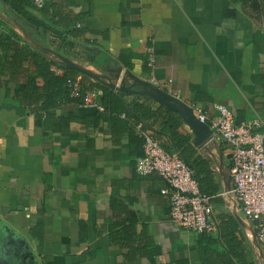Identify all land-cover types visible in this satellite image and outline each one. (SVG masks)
Returning a JSON list of instances; mask_svg holds the SVG:
<instances>
[{
	"label": "crops",
	"instance_id": "0c3cea01",
	"mask_svg": "<svg viewBox=\"0 0 264 264\" xmlns=\"http://www.w3.org/2000/svg\"><path fill=\"white\" fill-rule=\"evenodd\" d=\"M69 1L0 0V37L12 30L18 47L41 53L54 73L67 59L87 84L140 110L175 111L178 130L206 162L199 184L211 195L215 229L174 224L164 180L136 172L135 120L171 147L159 118H127L105 108L101 92L102 109L61 92L38 110L41 100L27 105L15 91L35 73L30 56L8 69L11 54L0 51V264H264V244L221 194L230 185L228 145L197 135L175 109L195 102L217 115L214 103H222L236 121L264 119V0ZM54 10L72 22H58ZM34 81L45 90L42 76Z\"/></svg>",
	"mask_w": 264,
	"mask_h": 264
},
{
	"label": "built area",
	"instance_id": "2783aa9c",
	"mask_svg": "<svg viewBox=\"0 0 264 264\" xmlns=\"http://www.w3.org/2000/svg\"><path fill=\"white\" fill-rule=\"evenodd\" d=\"M41 7L44 0H33ZM147 65L153 67L154 49H146ZM52 70H57L54 65ZM69 95L78 97L85 105L102 106L96 101L97 89H84L78 76L66 79ZM191 114L205 123L210 136L220 137L230 150V185L221 192L229 205L239 210L251 223L254 238L264 244V119L255 114L250 119L236 121L232 111L222 103H214L217 115H211L192 102ZM142 138V155L135 160V170L140 175L157 173L165 182L161 193L169 204L171 221L185 229L211 232L215 229L212 217L211 195L205 193L194 175L195 169L186 163L176 150H167L151 133L137 123Z\"/></svg>",
	"mask_w": 264,
	"mask_h": 264
},
{
	"label": "trees",
	"instance_id": "16d2710c",
	"mask_svg": "<svg viewBox=\"0 0 264 264\" xmlns=\"http://www.w3.org/2000/svg\"><path fill=\"white\" fill-rule=\"evenodd\" d=\"M25 2L26 4L33 3V0H21ZM68 2H72L69 0H66ZM242 2H245V0H241ZM45 3V2H44ZM44 4L42 5V7ZM57 16L58 22L61 23H71L72 21H69L68 19H65V17L61 16L60 13L54 10L53 17ZM74 33L82 34L85 32V29L83 28H77L73 31ZM0 51H2L3 55L5 56L7 53L11 54V63L8 65V69H15L17 68L16 62H20L23 58H26L29 55L33 63L35 64V73L29 74L28 79L25 84L20 85L16 91V93H19L22 95L23 101L27 105H35L39 102V100L42 101V104H40L37 109L43 110L47 108L53 102L56 97L61 93H65L66 98L70 100H74L79 102L81 101L78 97H72L69 95L68 88L66 86V79L70 76H77L80 74L78 71L74 69H70L68 67H61L62 73L56 74L51 69V66L53 65L51 61L47 60L45 56H43L41 53L29 51L26 48H20L17 44V36L12 30H7L6 32L1 34L0 37ZM56 67V66H55ZM36 76H42L45 80V86L44 91L40 92V87H38L35 84V77ZM80 80L84 84V89H97L99 93L102 94V102L105 108H108L110 110H114L117 113H120L121 111L124 112L125 116L127 118H131L134 112H140L139 114L143 117H153L155 119H160V132L162 134H165L169 137L171 141V147H165L167 150H176L178 151L179 156L190 166H192L195 169V175L197 179L200 181L199 173L206 172V162L202 159H197L196 157V149L192 145L190 141V137L186 134H183L178 130V127L180 125L181 119L180 116L171 109H166L164 114H160V112L156 110H152L147 107H143V110L141 109V105L138 103L128 104L124 99H122L118 93L113 92L108 87L94 82L86 83L87 77L86 75L81 74ZM130 106L129 111L128 106ZM36 110V109H35ZM135 116V115H134ZM138 121H134V124H137ZM141 144H142V138ZM143 153V150H142ZM142 153L140 155H142ZM139 155V156H140ZM203 190V189H202ZM204 191V190H203ZM205 193L209 194L207 191H204ZM210 195V194H209ZM233 226V225H232ZM214 243V242H211Z\"/></svg>",
	"mask_w": 264,
	"mask_h": 264
},
{
	"label": "water",
	"instance_id": "95a60500",
	"mask_svg": "<svg viewBox=\"0 0 264 264\" xmlns=\"http://www.w3.org/2000/svg\"><path fill=\"white\" fill-rule=\"evenodd\" d=\"M64 63L66 64V66L74 68L84 74H86V72L80 68H78L77 66H75L74 64H72L71 62H69L67 59L63 60ZM121 91H125L127 90V87H120L119 88ZM151 96H153L155 99H157L159 102L165 103L167 106L173 107L171 104L167 103L164 99H162L160 96L158 97L157 95H154L153 93L148 92ZM162 94V93H161ZM164 95V94H162ZM166 96V95H164ZM168 96V95H167ZM169 97V96H168ZM177 109L184 117V119L187 121V123L190 125V127L194 130L195 133H197V135H201L204 131H206L207 133H210V130L208 128V126L205 123H202L200 121H198L190 112V107L185 105V104H181V110Z\"/></svg>",
	"mask_w": 264,
	"mask_h": 264
}]
</instances>
